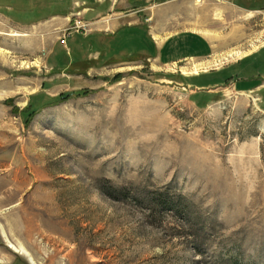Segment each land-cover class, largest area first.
<instances>
[{
  "label": "rangeland",
  "instance_id": "1",
  "mask_svg": "<svg viewBox=\"0 0 264 264\" xmlns=\"http://www.w3.org/2000/svg\"><path fill=\"white\" fill-rule=\"evenodd\" d=\"M172 1L0 11V264H264V101L227 77L264 65V0ZM176 5L161 36L201 32L209 57L153 60Z\"/></svg>",
  "mask_w": 264,
  "mask_h": 264
},
{
  "label": "crops",
  "instance_id": "2",
  "mask_svg": "<svg viewBox=\"0 0 264 264\" xmlns=\"http://www.w3.org/2000/svg\"><path fill=\"white\" fill-rule=\"evenodd\" d=\"M176 1L178 0H173L172 2ZM177 5L174 8L166 6L165 9H158L153 19L155 24L151 27L149 26L148 33L155 41L157 48L152 58L157 63L176 62L191 57H209L214 51L212 41L203 33L196 30L185 29L173 32L167 36H161V27L166 26L168 22L176 19V16L181 15L177 12ZM2 10L8 12V17L13 18L15 23L41 24L45 21L66 20V14L70 13L71 8L66 9V0H0V11ZM84 10L86 11V9ZM152 18L149 17L147 20L150 22ZM131 24L133 23L127 22L119 26H129ZM119 26L118 28H120ZM175 35H179L181 38L169 43L171 41L170 38ZM262 51V49H259L256 55ZM262 65L260 55L257 59L245 63L240 67L238 66L227 77L233 76L234 72L239 73L241 76L236 78L233 83L234 86L250 93L256 91L257 98L264 101V94L262 93L264 91V65Z\"/></svg>",
  "mask_w": 264,
  "mask_h": 264
},
{
  "label": "trees",
  "instance_id": "3",
  "mask_svg": "<svg viewBox=\"0 0 264 264\" xmlns=\"http://www.w3.org/2000/svg\"><path fill=\"white\" fill-rule=\"evenodd\" d=\"M146 198H147L146 200L150 201L151 203H155L156 206H159L162 208L169 207L173 209L177 214L183 212V208L181 204L177 200L167 198L166 195L165 196L164 195H161V196H156V195L148 196L147 195ZM219 264H229V263L225 261V262H220Z\"/></svg>",
  "mask_w": 264,
  "mask_h": 264
},
{
  "label": "bare ground",
  "instance_id": "4",
  "mask_svg": "<svg viewBox=\"0 0 264 264\" xmlns=\"http://www.w3.org/2000/svg\"><path fill=\"white\" fill-rule=\"evenodd\" d=\"M199 1V0H198ZM18 36L19 34L17 33H13L12 36ZM14 250L17 251V252H21L23 255H26L27 257H30L31 258V255L28 254L23 248L21 247H14Z\"/></svg>",
  "mask_w": 264,
  "mask_h": 264
}]
</instances>
